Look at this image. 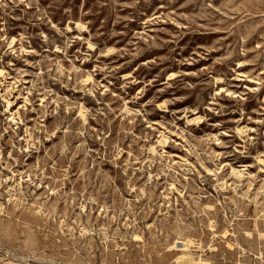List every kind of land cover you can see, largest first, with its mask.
Listing matches in <instances>:
<instances>
[{
    "label": "rangeland",
    "instance_id": "374dc122",
    "mask_svg": "<svg viewBox=\"0 0 264 264\" xmlns=\"http://www.w3.org/2000/svg\"><path fill=\"white\" fill-rule=\"evenodd\" d=\"M0 264H264V0H0Z\"/></svg>",
    "mask_w": 264,
    "mask_h": 264
},
{
    "label": "bare ground",
    "instance_id": "6f19581e",
    "mask_svg": "<svg viewBox=\"0 0 264 264\" xmlns=\"http://www.w3.org/2000/svg\"><path fill=\"white\" fill-rule=\"evenodd\" d=\"M182 244H183V243H181L180 246H182ZM185 247H186V244H183V248H185ZM183 248H182V249H183ZM185 249H186V248H185ZM180 259H181V258H180ZM183 261H184V260H183ZM191 261H192L191 259H190V260H189V259H186V262H188V263L191 262ZM186 262H185V263H186Z\"/></svg>",
    "mask_w": 264,
    "mask_h": 264
}]
</instances>
